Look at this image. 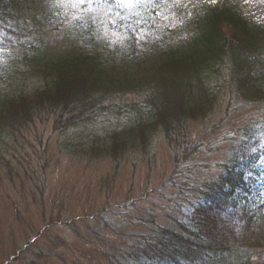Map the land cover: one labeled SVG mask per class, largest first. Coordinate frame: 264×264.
<instances>
[{
  "label": "trees",
  "instance_id": "obj_1",
  "mask_svg": "<svg viewBox=\"0 0 264 264\" xmlns=\"http://www.w3.org/2000/svg\"><path fill=\"white\" fill-rule=\"evenodd\" d=\"M51 1L56 4L58 0ZM33 2L0 0V28L20 29L23 18L33 20L36 30L48 23L66 24L63 7L54 6L45 18L38 19ZM162 2L166 0H150V9H162ZM246 3H202L193 18L175 32L163 30L158 34L150 28L143 32L137 21L125 26L119 19L113 29L124 37L112 47L100 44L92 33L95 23L85 20L78 30L83 46H68L57 58L45 57L40 45L31 46V51L16 55L11 64L0 66V138L51 117L59 124L66 123L67 114L69 120L77 115L87 118L106 109L112 93L132 90L146 95L143 101L148 113L134 119L123 132L112 131L104 144L92 146L95 152H90L117 155L133 144L147 145L160 131L168 140L176 133L182 141L179 153L183 157L166 183L169 200L181 194V205L162 209L164 216L139 206L136 212L137 203L128 201L121 209H130L129 213L148 230L138 234H120L122 227L117 229L105 214L122 219V212L116 208L98 212L97 220L115 234L103 236L104 243L98 242L103 260L96 264H257L253 256L241 259L242 249L229 243L225 235L228 228L221 223L222 216H228L241 226L240 207L251 194L249 183L264 173V23L246 16ZM34 27L30 26L32 31ZM26 80L33 86L25 85ZM225 91L232 97L225 117L235 109H252L244 117L245 124L224 130L226 118H222L204 138L192 141L188 137L190 123L204 122L219 106ZM219 130H224L221 136L210 141ZM225 141L232 144L227 163H212V169L202 171L199 167L203 161L191 159V152H203ZM111 236L120 242H111ZM133 238L138 242L131 245L129 239ZM231 255L236 258L232 260ZM78 264H95V258L91 263L78 259Z\"/></svg>",
  "mask_w": 264,
  "mask_h": 264
},
{
  "label": "rangeland",
  "instance_id": "obj_2",
  "mask_svg": "<svg viewBox=\"0 0 264 264\" xmlns=\"http://www.w3.org/2000/svg\"><path fill=\"white\" fill-rule=\"evenodd\" d=\"M117 1L119 11L107 3L98 4V0H58L56 4L60 5L52 4L51 0H34L38 19L45 18L50 8L61 6L67 16L66 24L60 27L47 22L36 30L33 20L23 18L16 31L0 29V66L11 64L16 55L31 51V46L40 45L45 57L55 58L68 46H83L77 30L79 21L110 23L117 11L114 19L123 20L136 10L135 1ZM208 1L211 0H173L162 12L161 20L171 21L173 27L179 28L192 8ZM140 3L138 7L142 9L148 6L146 1ZM69 5L73 9H67ZM246 6L247 17L264 23V0H247ZM21 27H27L28 31H22ZM117 35L115 30L100 28L98 42L112 43ZM97 47L99 50L100 46ZM24 84L33 86L27 80ZM215 84L216 81L211 86ZM145 97L132 90L114 92L106 109L87 118L80 119L77 115L69 120L71 116L67 114L66 123L59 124L56 117H51L0 138V264H78V259L91 263L94 258L96 264L103 260L102 245L98 242L104 243L103 236L115 234L105 230L97 220L98 212L106 207L116 208L122 212L123 220L105 214L117 229L122 227L120 234H138L136 232L148 230L140 225L141 220L129 213L130 209H121L128 201L137 203L136 212L140 207L164 216L163 210L177 209L181 205L184 200L181 194L169 200L170 187L166 184L174 174L176 162L183 157L179 153L182 141L177 139L176 133H172L174 139L168 140L160 131L147 145L133 144L117 155L102 150L97 155L90 152H95L92 146L104 144L112 131L121 133L134 119L145 116L149 111L143 101ZM231 99L225 91L219 106L204 122L190 123L188 137L195 142L201 140L222 118H226L224 130L241 128L245 115L252 109H235L225 117ZM223 131L210 136V141L220 137ZM231 150L232 144L225 141L208 146L203 152H191V159L203 161L199 169L207 171L212 169L209 164L227 163ZM240 214L241 226L230 217L222 216L221 223L228 228L225 229L226 239L242 249L241 259L253 256V262L264 264V186L261 191L258 183L251 188ZM110 240L120 242L116 236H111ZM129 240L131 245L138 242L134 238ZM231 258L236 257L231 255Z\"/></svg>",
  "mask_w": 264,
  "mask_h": 264
}]
</instances>
